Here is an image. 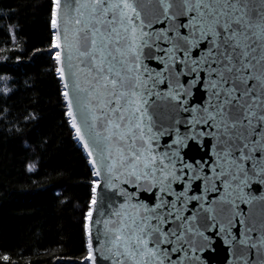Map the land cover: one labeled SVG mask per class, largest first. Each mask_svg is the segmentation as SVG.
I'll return each mask as SVG.
<instances>
[{
  "label": "snow or ice",
  "instance_id": "snow-or-ice-1",
  "mask_svg": "<svg viewBox=\"0 0 264 264\" xmlns=\"http://www.w3.org/2000/svg\"><path fill=\"white\" fill-rule=\"evenodd\" d=\"M50 5L66 115L98 178L84 260L204 264L222 236L230 264H264V196L249 190L264 184V0ZM189 141L206 158L188 162ZM101 183L122 198L103 210Z\"/></svg>",
  "mask_w": 264,
  "mask_h": 264
},
{
  "label": "trees",
  "instance_id": "trees-1",
  "mask_svg": "<svg viewBox=\"0 0 264 264\" xmlns=\"http://www.w3.org/2000/svg\"><path fill=\"white\" fill-rule=\"evenodd\" d=\"M50 7L0 0V264H88L96 176L66 115Z\"/></svg>",
  "mask_w": 264,
  "mask_h": 264
},
{
  "label": "water",
  "instance_id": "water-1",
  "mask_svg": "<svg viewBox=\"0 0 264 264\" xmlns=\"http://www.w3.org/2000/svg\"><path fill=\"white\" fill-rule=\"evenodd\" d=\"M197 96L199 99L203 98L201 93H196L195 89H193V96L189 100L190 105L197 99ZM164 139H168V137L162 138V142ZM185 154H187L186 159L188 162H192L193 158H206V153L204 152L202 145L196 143L195 141H189L188 147L182 150V155ZM97 179L98 178L96 177V180ZM251 189H256L260 196H264V184L254 182L249 190ZM253 194L255 195L256 193ZM97 196V208L99 210H103L104 206L110 202H119L122 199L120 196L116 195L112 189L105 187L103 183H101L97 190ZM140 197H142L145 202L154 203L153 191L151 190H141ZM241 207L249 209L252 213L258 214L261 209V203L257 202L252 206L241 205ZM93 231L95 232V228H93ZM202 257L206 258L204 260V264H230V262L233 260V250L224 242L222 236H217L212 242L211 248L206 250L202 254ZM98 264H107V262L98 260Z\"/></svg>",
  "mask_w": 264,
  "mask_h": 264
},
{
  "label": "rangeland",
  "instance_id": "rangeland-1",
  "mask_svg": "<svg viewBox=\"0 0 264 264\" xmlns=\"http://www.w3.org/2000/svg\"><path fill=\"white\" fill-rule=\"evenodd\" d=\"M5 80H0V87L3 89L5 87Z\"/></svg>",
  "mask_w": 264,
  "mask_h": 264
}]
</instances>
